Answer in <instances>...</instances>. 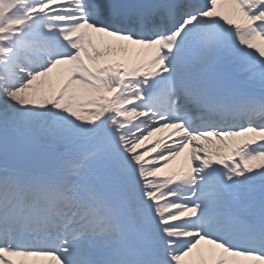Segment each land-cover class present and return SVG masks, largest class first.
Returning <instances> with one entry per match:
<instances>
[{
    "label": "snow or ice",
    "instance_id": "1",
    "mask_svg": "<svg viewBox=\"0 0 264 264\" xmlns=\"http://www.w3.org/2000/svg\"><path fill=\"white\" fill-rule=\"evenodd\" d=\"M0 264H264V0H0Z\"/></svg>",
    "mask_w": 264,
    "mask_h": 264
}]
</instances>
